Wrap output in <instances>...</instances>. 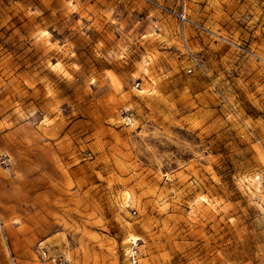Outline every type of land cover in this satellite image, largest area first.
<instances>
[{"label":"rangeland","instance_id":"obj_1","mask_svg":"<svg viewBox=\"0 0 264 264\" xmlns=\"http://www.w3.org/2000/svg\"><path fill=\"white\" fill-rule=\"evenodd\" d=\"M152 1L264 59V0ZM179 24L0 0V264H264V64Z\"/></svg>","mask_w":264,"mask_h":264},{"label":"built area","instance_id":"obj_2","mask_svg":"<svg viewBox=\"0 0 264 264\" xmlns=\"http://www.w3.org/2000/svg\"><path fill=\"white\" fill-rule=\"evenodd\" d=\"M142 1L156 7L161 12V14H165V15H169V16L174 17L180 23L179 24V30H180L182 37H183L182 45H183L184 50L187 52V54L191 55V51L188 47V44H187L185 36H184V26H186V25L187 26H193L199 32L205 33L206 35H210V37L213 38L215 42H219V43H222V44L228 46L231 50H233L237 54L241 55L242 57L249 59L251 61H255L257 63L261 62L264 64V59L259 57L253 50L247 48L244 45H240V44H238V43H236L230 39L222 37L220 35L207 33V31L205 29H203L201 26H199V25L191 22L190 20H188L183 12L178 13V12H175L174 10L167 9L166 7L162 6L161 4L155 3L152 0H142ZM182 3L184 4V0H182ZM188 72L191 73V70H189ZM136 86H139V84H137ZM138 242L139 241H136V242H133L131 244V247H130L129 252H128V264H141L140 263L141 252L139 250Z\"/></svg>","mask_w":264,"mask_h":264},{"label":"bare ground","instance_id":"obj_3","mask_svg":"<svg viewBox=\"0 0 264 264\" xmlns=\"http://www.w3.org/2000/svg\"><path fill=\"white\" fill-rule=\"evenodd\" d=\"M136 241H138V239H136L135 241H132V243H133V242H136ZM132 243H131V244H132ZM129 249H130V248H129ZM128 252H129V250H128Z\"/></svg>","mask_w":264,"mask_h":264},{"label":"crops","instance_id":"obj_4","mask_svg":"<svg viewBox=\"0 0 264 264\" xmlns=\"http://www.w3.org/2000/svg\"><path fill=\"white\" fill-rule=\"evenodd\" d=\"M184 29H185V26H184ZM184 36H185V32H184ZM188 47H189V45H188Z\"/></svg>","mask_w":264,"mask_h":264}]
</instances>
